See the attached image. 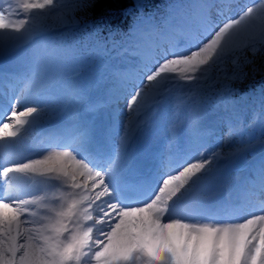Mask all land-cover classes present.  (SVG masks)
Masks as SVG:
<instances>
[{
    "label": "snow or ice",
    "instance_id": "1",
    "mask_svg": "<svg viewBox=\"0 0 264 264\" xmlns=\"http://www.w3.org/2000/svg\"><path fill=\"white\" fill-rule=\"evenodd\" d=\"M93 7L0 0V58L25 68L0 72V81L24 84L0 89V264H264V149L246 162L254 144L239 119H227L214 142L201 130L202 81L231 57L219 92L227 106L233 82L264 50V0H169L164 12H141L126 31L107 32L85 22ZM82 24L86 38H77ZM110 53L128 58L108 64ZM97 62L107 73L104 101L88 110L112 105L115 119L123 105L127 119L97 129L72 114L46 127L84 99L79 80ZM184 87L192 89L190 131L141 168L135 146L151 139L173 88ZM26 129L40 136L42 152L21 149ZM169 131L172 145L174 124ZM243 170L251 175L237 186L233 172Z\"/></svg>",
    "mask_w": 264,
    "mask_h": 264
},
{
    "label": "trees",
    "instance_id": "2",
    "mask_svg": "<svg viewBox=\"0 0 264 264\" xmlns=\"http://www.w3.org/2000/svg\"><path fill=\"white\" fill-rule=\"evenodd\" d=\"M133 1L134 0H94V7L88 10V12L84 15H90L91 18L93 17L96 19L99 17L102 18L106 12L111 13L114 11L115 13V10L120 11L125 8L126 5H131ZM137 2H142L147 7L149 4L151 6L154 5L158 2V0H137ZM244 71L251 77H255L256 74L264 73V50L254 57V64L246 66Z\"/></svg>",
    "mask_w": 264,
    "mask_h": 264
},
{
    "label": "rangeland",
    "instance_id": "3",
    "mask_svg": "<svg viewBox=\"0 0 264 264\" xmlns=\"http://www.w3.org/2000/svg\"><path fill=\"white\" fill-rule=\"evenodd\" d=\"M215 71V70H214ZM214 71L208 75V78L206 80H203V85L205 87L210 88V86H213L215 88H221V84L223 83V78L214 77L212 74H214ZM203 75V74H201Z\"/></svg>",
    "mask_w": 264,
    "mask_h": 264
},
{
    "label": "bare ground",
    "instance_id": "4",
    "mask_svg": "<svg viewBox=\"0 0 264 264\" xmlns=\"http://www.w3.org/2000/svg\"><path fill=\"white\" fill-rule=\"evenodd\" d=\"M173 103H175V102H173ZM179 103H184V102H181V101H180Z\"/></svg>",
    "mask_w": 264,
    "mask_h": 264
}]
</instances>
